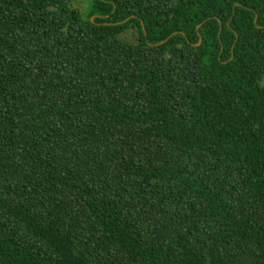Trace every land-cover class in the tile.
I'll list each match as a JSON object with an SVG mask.
<instances>
[{
    "label": "trees",
    "instance_id": "16d2710c",
    "mask_svg": "<svg viewBox=\"0 0 264 264\" xmlns=\"http://www.w3.org/2000/svg\"><path fill=\"white\" fill-rule=\"evenodd\" d=\"M263 79L264 0H0V264H264Z\"/></svg>",
    "mask_w": 264,
    "mask_h": 264
},
{
    "label": "rangeland",
    "instance_id": "374dc122",
    "mask_svg": "<svg viewBox=\"0 0 264 264\" xmlns=\"http://www.w3.org/2000/svg\"><path fill=\"white\" fill-rule=\"evenodd\" d=\"M126 39L130 40V41H134L137 42L138 41V33L136 31V29L134 28L132 32H128L125 35ZM262 85H264V79L262 81Z\"/></svg>",
    "mask_w": 264,
    "mask_h": 264
},
{
    "label": "water",
    "instance_id": "95a60500",
    "mask_svg": "<svg viewBox=\"0 0 264 264\" xmlns=\"http://www.w3.org/2000/svg\"><path fill=\"white\" fill-rule=\"evenodd\" d=\"M128 20H126V21H124V22H122V23H119V24H117V25H120V24H124V23H126ZM146 34V33H145ZM178 33H173L169 38H167L165 41H163L162 43H160V44H157V45H155V46H159V45H163V44H165V43H167L173 36H175V35H177ZM201 42H202V39L200 38V41H199V43L198 44H196V45H194L195 47H197V46H199L200 44H201Z\"/></svg>",
    "mask_w": 264,
    "mask_h": 264
}]
</instances>
